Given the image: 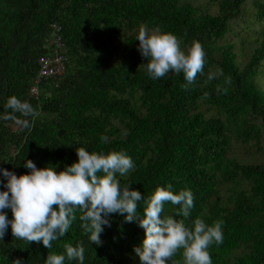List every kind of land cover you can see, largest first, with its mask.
<instances>
[{
  "label": "trees",
  "instance_id": "1",
  "mask_svg": "<svg viewBox=\"0 0 264 264\" xmlns=\"http://www.w3.org/2000/svg\"><path fill=\"white\" fill-rule=\"evenodd\" d=\"M204 1L214 14L189 0H0V167L19 175L31 159L59 171L78 159L76 147L126 151L136 167L117 173L121 187L131 184L145 198L158 186L189 188L195 200L186 223L197 216L225 222L223 243L210 248L213 264H264V0ZM54 25L65 71L38 84L34 97L29 88ZM142 27L176 34L184 50L199 40L203 73L191 84L182 72L152 79L136 40ZM13 95L37 114L7 107ZM178 208L165 202L162 215L182 218ZM82 215L76 211L52 248L13 236L9 226L0 264H44L48 254L81 243L84 264H139L134 246L143 228L111 214L97 245ZM173 260H182V249Z\"/></svg>",
  "mask_w": 264,
  "mask_h": 264
},
{
  "label": "clouds",
  "instance_id": "2",
  "mask_svg": "<svg viewBox=\"0 0 264 264\" xmlns=\"http://www.w3.org/2000/svg\"><path fill=\"white\" fill-rule=\"evenodd\" d=\"M136 40L141 55L147 58L144 63L147 74L154 80L170 72H182L191 84L197 73H203L206 51L199 40H193L184 50L176 34L150 33L144 27ZM48 48L47 56L51 53L52 36ZM37 75L29 90L36 86L40 96L37 85L44 80L36 84ZM214 77L215 73L208 74L209 79ZM52 86L59 88L58 82ZM6 106L25 117L37 114L29 101L15 95L8 98ZM8 115L12 116L11 113ZM17 123L30 126L28 119L17 118ZM76 153L78 159L59 171L53 164L37 167L31 159H25L22 164L29 171L19 175L0 167V242L10 226L13 236L29 242H42L46 248H52L53 241L69 231L76 211L80 210L89 240L99 245L105 226L111 225V214H122L125 221L136 222L144 229V238L134 246L139 264H170L171 258L181 249L182 260H173L171 264H213L210 248L223 243L225 222L217 219L208 223L197 216L191 224L186 223L194 207L195 197L191 189L176 192L171 184L158 186L150 197L145 198L140 190L130 187L131 184L121 187L117 173L122 177L136 167L126 151L101 153L76 147ZM141 201L144 202L143 214L139 212ZM165 202L179 205L177 212L182 218L162 215ZM65 248L66 253L48 254L44 264H64L66 258L84 264L85 247L82 243L66 244ZM15 264L21 262L17 260Z\"/></svg>",
  "mask_w": 264,
  "mask_h": 264
},
{
  "label": "built area",
  "instance_id": "3",
  "mask_svg": "<svg viewBox=\"0 0 264 264\" xmlns=\"http://www.w3.org/2000/svg\"><path fill=\"white\" fill-rule=\"evenodd\" d=\"M53 28L51 53L48 56L46 55L42 57L39 61V71L36 84L50 77H60L65 71L63 66L64 57L61 53L63 51V46L60 42V36L58 35L60 32V27L58 25H54ZM30 93L34 97L38 96V88L36 86L32 87Z\"/></svg>",
  "mask_w": 264,
  "mask_h": 264
},
{
  "label": "rangeland",
  "instance_id": "4",
  "mask_svg": "<svg viewBox=\"0 0 264 264\" xmlns=\"http://www.w3.org/2000/svg\"><path fill=\"white\" fill-rule=\"evenodd\" d=\"M193 4H196L197 2L200 3L202 6H207L210 13L214 14L216 12L215 6H212L211 4H206L204 0H189ZM264 23H261L260 25H263ZM258 30V29H257ZM229 40L232 41L234 39L236 42H238V39H235V37H228Z\"/></svg>",
  "mask_w": 264,
  "mask_h": 264
}]
</instances>
